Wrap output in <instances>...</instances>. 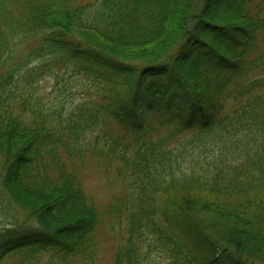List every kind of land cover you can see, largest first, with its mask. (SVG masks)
Wrapping results in <instances>:
<instances>
[{"label":"trees","instance_id":"1","mask_svg":"<svg viewBox=\"0 0 264 264\" xmlns=\"http://www.w3.org/2000/svg\"><path fill=\"white\" fill-rule=\"evenodd\" d=\"M254 1L0 0V194L27 216L2 229L13 239H0V264L46 252L96 264L101 214L71 169L87 155L125 183L109 207L113 264H146L156 247L169 264H264V0ZM48 72L59 97L67 78L83 80L67 117L65 104L33 99Z\"/></svg>","mask_w":264,"mask_h":264},{"label":"rangeland","instance_id":"2","mask_svg":"<svg viewBox=\"0 0 264 264\" xmlns=\"http://www.w3.org/2000/svg\"><path fill=\"white\" fill-rule=\"evenodd\" d=\"M93 1L95 0H76V3L85 4ZM261 2L262 0L254 1L255 4ZM32 44L27 45L25 50L33 47L35 44H37V41L34 40ZM24 56L25 55L22 54L20 57L21 59L17 57L16 61L22 60ZM36 64L37 61L30 65V68L32 66H35ZM57 87V80L55 79L53 72L44 73L43 76L38 79V82L35 83L33 99L39 100L46 107L50 106L60 108V106L58 105L65 104L66 111L63 112V117H67L71 110L75 107L76 101L81 98L79 96H81L82 94L83 80L79 76H72L67 78V80L60 86L65 89L61 97L56 95ZM236 105V103L230 102L227 106V111H231ZM63 119L65 120V118ZM115 129L117 131H120L117 126L115 127ZM85 160L86 163L85 161L82 162L80 159L74 160L71 164V169H73V167L78 169L82 177L84 191L88 196H90L101 214L102 222L98 225L95 234L98 244V257L96 264H113L114 255L119 244V238L117 236L118 231L115 233L111 231L110 228H108V218L110 216L109 207L114 203L118 196L122 194L123 186L125 192V183L123 185V182L118 178L117 174L113 173V169L115 168V166H112V168L107 170L102 165H100L98 158H92L89 155L86 156ZM70 161L71 160H69V162ZM0 191H2L1 182ZM5 195L6 194L3 192L2 194H0V234L1 232H5L2 231V229L6 227L5 225H7V223H14L15 220L26 221L27 219V216L25 214H22L18 211L15 212L13 210L11 213H8V210L5 207L7 201ZM32 224L33 221L31 220H28L26 222L27 226ZM7 228H10V226L8 225ZM14 231L16 233V230ZM3 237H5V240L7 242L11 241L13 239V232L4 234L0 239H2ZM7 258L4 259V264H14V262L17 260V258ZM55 259L58 260L57 257ZM55 259L52 260L51 253L46 252L42 257H36L34 263L56 264L57 262H55ZM145 262L146 264H169L170 260H168L165 253H163L156 247L147 256ZM77 264H79V261L77 262Z\"/></svg>","mask_w":264,"mask_h":264}]
</instances>
